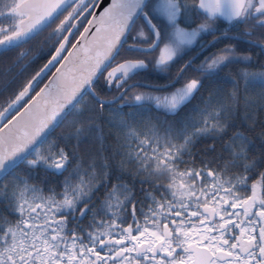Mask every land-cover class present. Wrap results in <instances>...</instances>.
I'll return each instance as SVG.
<instances>
[{
  "label": "trees",
  "instance_id": "16d2710c",
  "mask_svg": "<svg viewBox=\"0 0 264 264\" xmlns=\"http://www.w3.org/2000/svg\"><path fill=\"white\" fill-rule=\"evenodd\" d=\"M178 2L184 26L190 8L202 20L191 7L196 0ZM244 15L240 36L264 42V25ZM43 30L32 38L42 41ZM57 43L50 42L49 56ZM126 52L122 46L109 67ZM201 61L171 88L135 85L112 103L81 97L0 180V264H162L154 261L150 233L179 228L206 206L231 221L226 237L256 224L264 234V47L222 37ZM28 71L7 85L6 104L37 69ZM150 71L134 79L166 82ZM187 76L189 95L165 104L161 92ZM126 84L109 87L102 73L93 89L112 99ZM262 242L257 261L248 255L242 264H264Z\"/></svg>",
  "mask_w": 264,
  "mask_h": 264
},
{
  "label": "water",
  "instance_id": "95a60500",
  "mask_svg": "<svg viewBox=\"0 0 264 264\" xmlns=\"http://www.w3.org/2000/svg\"><path fill=\"white\" fill-rule=\"evenodd\" d=\"M74 0H50L39 7L37 14L29 21L26 28L13 37L0 43V49L15 46L35 35L46 26L63 8ZM147 0H99L88 23L78 36L75 43L62 59L72 34V29L60 42L57 49L38 72L25 86L14 101L0 115V180L23 162L40 143L53 132L74 108L81 97L89 93L101 103H112L119 100L129 88L139 85L154 89H165L175 84L184 70L192 61L204 52L214 41L212 40L203 49L192 56L180 69L176 77L163 85L149 84L134 81L129 83L113 99L99 97L92 88L95 80L108 67L124 43L135 20L142 11ZM246 0H198L197 9L207 17H219L230 22L240 16ZM264 13V0H258L253 13L254 17ZM147 27L154 34L151 46L135 48L150 52L159 42V33L156 26L146 13H141ZM264 24V19L259 20ZM236 37V36H234ZM238 39L264 47V43L236 37ZM143 62L127 61L111 69L107 73L109 86L123 76L125 80L133 73L143 70ZM50 76L31 99L10 119L16 107L30 95L45 76ZM110 77V78H109ZM8 120V121H7ZM7 121L6 124H4ZM213 218V211L203 208ZM247 241L240 242V250ZM192 251L193 264H212L214 254L206 247L189 245ZM218 259L231 258L232 254L225 251L216 252Z\"/></svg>",
  "mask_w": 264,
  "mask_h": 264
},
{
  "label": "flooded vegetation",
  "instance_id": "af4514ba",
  "mask_svg": "<svg viewBox=\"0 0 264 264\" xmlns=\"http://www.w3.org/2000/svg\"><path fill=\"white\" fill-rule=\"evenodd\" d=\"M17 1L18 0H0V43L15 36L26 28L25 27L22 30L17 31V21L20 20V15L16 8ZM167 1H171L173 4L172 13L174 17L172 18V23L166 15V13H168L167 9L164 13L161 12L164 10L166 6L165 2ZM257 1L258 0H247L243 10V15L245 14V16L252 18L253 12L257 6ZM97 2L98 0H75L73 3L65 7L63 11L57 15V17L49 22L48 26L42 31L40 36L42 41L39 37L29 38L23 43L15 44V46L6 47L5 49H0V115L8 106V104L3 101V96L8 90L7 85L11 84V82L15 79H21L22 74L29 72L28 69L32 71L31 73L37 69V71L31 75L32 78L49 59L50 42L54 43L56 41L59 42V40L61 41L69 30L72 29L73 33L68 43L69 49L76 37L87 24ZM197 3L198 1L196 0L195 5L192 3L191 7L195 6V10L199 12L197 10ZM183 6H185V4H179L178 0H148L142 11L148 14L158 29L159 43L157 48L150 53L133 55L132 52H130L131 49H134L133 47L135 45L150 46L154 41L153 34L148 31L143 22L142 16L140 15L135 21L131 32L129 33V37L123 44V47L126 46V50L130 53L129 56L117 58V60H115L117 63L110 66L108 70L125 61L145 62L147 65H150L151 63L154 66V71H150V73L154 74L156 78L170 82L169 79H173L181 67L195 53L203 48L200 47L201 45L204 46L212 39L222 34L240 35V26L237 25V23L240 22V19L230 22V25L225 27L219 19H213L217 21L212 23L206 21L208 18L201 12H199L202 14V20H200L193 7V11L190 8L188 13V25L184 26L182 21L186 22V16L183 13ZM261 18H264V14ZM196 19H198V21ZM162 24L165 25L164 29ZM171 25L173 26L171 27ZM179 30H181V32L177 33ZM145 33L148 35L145 36ZM181 34H188L189 38L182 40L180 37ZM138 39L141 42H131V40L138 41ZM204 42L206 43L204 44ZM174 47H177L175 51ZM195 49L197 50L194 51ZM201 55L198 56L190 66L198 65V62L196 61H198ZM170 62H175L174 66H172L167 75H163L168 63ZM138 73H134L127 80H124L122 76L116 81L127 84L129 82L137 81V79L134 78L138 75ZM173 74L174 77H172ZM3 103H5V106ZM257 227L258 226L256 224L250 237H237L234 239L233 244L227 248L233 254L232 260H236L238 253L242 256L253 255L256 257V261L257 256H261L263 248L262 239L264 234ZM240 239H245L250 242L248 243L249 245H252V248L248 252H240L238 246V240ZM222 246L224 248L227 247L226 241L222 242ZM247 246L248 245L246 244L243 248H247ZM227 262L229 261H220L219 264Z\"/></svg>",
  "mask_w": 264,
  "mask_h": 264
},
{
  "label": "rangeland",
  "instance_id": "374dc122",
  "mask_svg": "<svg viewBox=\"0 0 264 264\" xmlns=\"http://www.w3.org/2000/svg\"><path fill=\"white\" fill-rule=\"evenodd\" d=\"M50 0H18L17 1V12L20 15V20L17 21V31L22 30L25 28L28 24V22L37 14L39 7L42 5H45ZM169 3V4H168ZM166 6L164 10L161 12L164 13L167 9L168 13L166 15L169 18V21H173V13H172V3L171 1L165 2ZM174 7V6H173ZM246 17V16H245ZM244 17V18H245ZM248 18V16H247ZM157 20V19H156ZM173 25H171L172 27ZM163 29L165 28V25L162 24ZM181 30L177 31V33H180ZM148 34L145 33V36ZM181 39H188L189 35L187 34H181ZM131 42H141L139 39L131 40ZM179 47V46H177ZM177 47H174V51L177 49ZM180 52V50H179ZM130 53L126 52L124 56L128 57ZM178 54V53H177ZM136 55V54H133ZM221 58L213 59L211 62L213 63V66L218 64L220 62ZM204 61H201L198 63V66L202 65ZM175 62L168 63L165 73L163 75H167L172 66H174ZM154 67L153 64L150 63L148 65L149 67ZM167 77V76H166ZM165 77V78H166ZM189 79L190 77L187 76L183 78L180 82H182V85H178L177 88L171 89L167 92H161L166 93L168 97H163V102L165 104L169 103H177L181 99H184L186 96L189 95V92H191V88L194 84L190 86H185L183 83L186 81V79ZM171 88V87H170ZM143 94L149 93V95L158 94L157 92L151 93L147 90H144ZM213 212V218H210L208 213L205 212H189V216L187 221L182 223V225L179 228H173L169 229L167 231H159L154 232L152 231L150 234L153 237V246L151 245L150 249L153 251V248L158 245L157 250L155 251V258L154 261H161L162 264H192V254L187 250V245L189 244H195L198 246H204L209 248L211 251L216 252L220 249L226 250L230 247L231 244H233V237L236 235L237 237H250L251 229L249 226H245L240 230L238 234H232L229 237H226V231L229 229H226V224H229L231 221L225 219L223 213H219L218 211L214 210ZM222 228L224 229V232L222 231ZM253 230V229H252ZM225 240L227 247H223L221 241ZM152 241V239H151ZM138 243V240H136ZM249 256H242L239 253L237 254V258L234 261H229L224 264H242V261H246ZM213 263L219 264L217 260H215Z\"/></svg>",
  "mask_w": 264,
  "mask_h": 264
}]
</instances>
